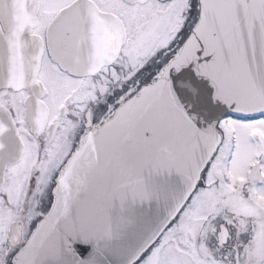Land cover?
<instances>
[{
    "label": "snow or ice",
    "instance_id": "snow-or-ice-1",
    "mask_svg": "<svg viewBox=\"0 0 264 264\" xmlns=\"http://www.w3.org/2000/svg\"><path fill=\"white\" fill-rule=\"evenodd\" d=\"M0 264H264V0H0Z\"/></svg>",
    "mask_w": 264,
    "mask_h": 264
}]
</instances>
